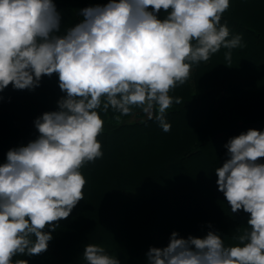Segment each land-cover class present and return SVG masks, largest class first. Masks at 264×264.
I'll list each match as a JSON object with an SVG mask.
<instances>
[{
    "label": "clouds",
    "instance_id": "1",
    "mask_svg": "<svg viewBox=\"0 0 264 264\" xmlns=\"http://www.w3.org/2000/svg\"><path fill=\"white\" fill-rule=\"evenodd\" d=\"M229 6L230 0H108L79 9L81 18L62 31L54 0H0V91L9 84L32 90L55 73L64 93L55 110L33 121L36 138L10 148L0 163V264H27L13 257L46 251L53 222L84 199L80 169L103 156L98 110L126 115L139 107L168 132L167 111L181 102L170 91L188 80L193 64L221 48L231 63L232 50L244 45L221 23ZM223 147L217 190L232 213L248 214L238 243L226 245L213 230L202 238L173 231L166 246L148 248L145 264H264V129L249 128ZM82 254L86 264H121L100 244L87 243Z\"/></svg>",
    "mask_w": 264,
    "mask_h": 264
},
{
    "label": "trees",
    "instance_id": "2",
    "mask_svg": "<svg viewBox=\"0 0 264 264\" xmlns=\"http://www.w3.org/2000/svg\"><path fill=\"white\" fill-rule=\"evenodd\" d=\"M54 2L63 31L81 18L79 9L108 0ZM225 22L231 33L242 35L244 46L232 50L231 63L221 48L208 61L193 64L188 80L170 91L181 100L167 111L170 131L162 130L155 113L145 119L139 107L126 115L98 110L104 120L97 137L103 156L80 169L84 199L67 218L53 222L58 226L46 251L17 254L14 261L86 264L82 251L91 243L105 247L121 264H145L148 248L166 246L173 231L202 238L213 230L226 245L238 243L248 214L231 212L217 190L215 170L227 158L223 145L230 137L264 129V0H230L221 18ZM63 95L55 73L42 76L32 90L9 84L0 91V163L10 148L36 138L33 121L55 110ZM127 191L138 196L130 199Z\"/></svg>",
    "mask_w": 264,
    "mask_h": 264
},
{
    "label": "rangeland",
    "instance_id": "3",
    "mask_svg": "<svg viewBox=\"0 0 264 264\" xmlns=\"http://www.w3.org/2000/svg\"><path fill=\"white\" fill-rule=\"evenodd\" d=\"M136 118H131L129 121H134ZM125 195L129 197L130 199H135L138 196L137 191H127L125 192Z\"/></svg>",
    "mask_w": 264,
    "mask_h": 264
},
{
    "label": "water",
    "instance_id": "4",
    "mask_svg": "<svg viewBox=\"0 0 264 264\" xmlns=\"http://www.w3.org/2000/svg\"><path fill=\"white\" fill-rule=\"evenodd\" d=\"M145 119H151V118H153V113L152 114H150L149 112H145Z\"/></svg>",
    "mask_w": 264,
    "mask_h": 264
}]
</instances>
